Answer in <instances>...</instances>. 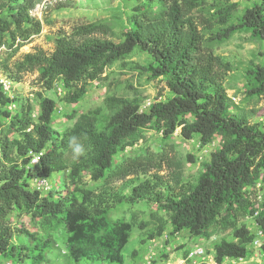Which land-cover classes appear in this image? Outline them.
Masks as SVG:
<instances>
[{
    "label": "trees",
    "instance_id": "trees-1",
    "mask_svg": "<svg viewBox=\"0 0 264 264\" xmlns=\"http://www.w3.org/2000/svg\"><path fill=\"white\" fill-rule=\"evenodd\" d=\"M135 1L130 27L120 41L114 40L116 33L107 23L79 24L71 34L57 37L52 53L25 54L10 67L8 77L20 83L25 75L39 72L37 80L44 90L52 91L62 82L68 90L64 101L78 104L89 83L103 78L106 68L140 50L151 57L147 70L152 79H163L171 92L167 101H156L141 111L139 99L111 96L106 99L111 114L102 128L97 114L86 113L57 133L54 99L38 93L37 118L29 102L13 114L9 107L18 99L0 85L1 255L14 256L23 249L15 239L37 234L13 226L10 217L18 213L43 232L63 227L68 234L66 248L77 262L123 264L133 226L124 217L110 216L119 205L143 200L167 214L174 234L188 230L194 237H207L214 227L230 232L234 241L220 238L214 245L217 264L245 259L258 231L264 240V122H250L228 96L224 80L232 66L215 53L217 45L238 33L264 41V0H246L250 5L242 14H237L240 3L233 0ZM35 4L36 0H0V50L16 52L22 46L18 40L39 34L41 21L31 13ZM245 80L246 98H264V63H252ZM146 128L160 133L165 142L180 129L184 140L198 138L206 147L219 139L220 148L210 154L193 186L183 185L180 176L174 185H163L155 176L152 184L131 182L135 187L130 196L119 194L114 182L149 169L161 170L170 161L163 152H151L143 161L115 164L117 154L134 146ZM73 136L85 148L75 159L69 144ZM34 156L39 157L37 163L32 162ZM55 174L64 175L61 189L37 187L38 180L48 182ZM86 176L101 182L98 191L86 188ZM248 216L257 232L240 222ZM164 230L162 223L158 235ZM49 242L45 240L42 247ZM260 250L264 256V241ZM43 261L39 256L37 262Z\"/></svg>",
    "mask_w": 264,
    "mask_h": 264
},
{
    "label": "rangeland",
    "instance_id": "rangeland-1",
    "mask_svg": "<svg viewBox=\"0 0 264 264\" xmlns=\"http://www.w3.org/2000/svg\"><path fill=\"white\" fill-rule=\"evenodd\" d=\"M233 2L240 3L237 14H242L245 7L250 5L246 0ZM135 3V0H36L31 13L41 21V31L26 41L18 40L22 46L18 47L16 52L1 48L0 79L10 80L8 70L27 53L37 50L52 53L57 37L61 34H71L73 28L79 24L107 23L116 33L114 40L120 41L126 29L130 27V15ZM215 53L232 66V71L224 80L228 96L240 111L249 115L250 122H264V98L248 99L245 94L246 69L252 63H264V41L252 39L248 33H238L225 43L217 45ZM150 61L151 57L140 50H134L131 55L120 58L106 68L103 78L89 83L87 94L78 104H67L64 101L68 90L62 82H58L52 91H48L44 90L37 80L39 72L27 74L20 83L10 80V97H16L18 102L11 104L9 109L15 114L22 103L29 102L33 117L37 118L40 111L38 93H41L57 102L53 123L57 133L71 127L80 114L86 113L97 114L98 127L102 128L105 119L111 114L106 107L108 97L137 98L141 101V111H147L156 101H167L171 98L172 94L164 80L152 79L147 70ZM219 148V139L203 147L198 138L184 140L178 129L173 137L165 142L160 133L146 128L140 133L139 141L134 146L117 154L115 164L135 158L143 161L151 152H163L170 161L163 164L161 170L149 169L145 173L139 172L123 181H116L113 188L119 194L130 196L135 187L131 182L135 181L138 185L141 181H150L152 184L157 181L155 176L161 178L163 185H174L175 178L180 176L183 185L193 186L204 171L205 164L209 162L210 154ZM63 181V174H55L48 179L47 190L61 189ZM84 185L87 189L98 191L101 182L94 183L86 176ZM160 189L163 190L164 186H160ZM119 217H124L133 226L129 243L123 251V264H217L214 260V245L220 238L234 241L230 232H224L218 227L210 230L207 237H194L188 230L174 234L167 214L146 200L119 205L110 218L116 220ZM10 221L15 227H22L37 234L15 239V243L22 246V251H17L14 256L0 254V264H108L88 260L77 262L72 259L66 248L68 234L61 226L43 232L28 216L18 213H13ZM240 222L248 224L252 231L257 232L253 219L249 216L242 218ZM162 223L165 230L162 235H158L157 231ZM152 235H156L155 238L152 239ZM47 239L50 240L49 245L42 247ZM263 241V236L259 235L250 245V254L245 259H228L224 264H264V256L260 250ZM200 248L204 250L203 257L193 256L189 259L190 254ZM39 256L44 257L45 262H37Z\"/></svg>",
    "mask_w": 264,
    "mask_h": 264
},
{
    "label": "built area",
    "instance_id": "built-area-1",
    "mask_svg": "<svg viewBox=\"0 0 264 264\" xmlns=\"http://www.w3.org/2000/svg\"><path fill=\"white\" fill-rule=\"evenodd\" d=\"M10 84H11V81L8 80V79H0V85L2 87V90L7 94V95H11L9 92H11V89L10 88ZM14 106V105H13ZM39 160V157L38 156H34V159H33V163H37ZM36 185L38 188H45V189H48V184H47V181L46 180H38L36 182ZM257 191H258V194H257V200L259 202H261V200L263 199V194H262V185L261 183L257 184ZM258 212V211H257ZM257 212H256V215H257ZM259 235L260 236H263L262 232H259ZM204 254V250L202 248L200 249H197L195 251H193L190 256H189V259L192 258L193 256L194 257H200Z\"/></svg>",
    "mask_w": 264,
    "mask_h": 264
},
{
    "label": "clouds",
    "instance_id": "clouds-1",
    "mask_svg": "<svg viewBox=\"0 0 264 264\" xmlns=\"http://www.w3.org/2000/svg\"><path fill=\"white\" fill-rule=\"evenodd\" d=\"M69 144H70V147L73 153V159L78 158L79 156L84 154L85 148L83 144L77 142V137L75 136L71 137ZM200 257H203V256H200Z\"/></svg>",
    "mask_w": 264,
    "mask_h": 264
}]
</instances>
